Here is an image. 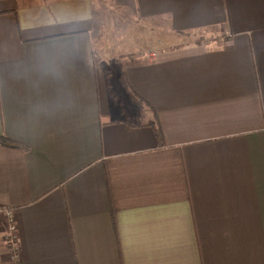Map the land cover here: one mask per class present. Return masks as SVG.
<instances>
[{"label": "crops", "instance_id": "obj_1", "mask_svg": "<svg viewBox=\"0 0 264 264\" xmlns=\"http://www.w3.org/2000/svg\"><path fill=\"white\" fill-rule=\"evenodd\" d=\"M98 1H0V264H264V0Z\"/></svg>", "mask_w": 264, "mask_h": 264}, {"label": "rangeland", "instance_id": "obj_2", "mask_svg": "<svg viewBox=\"0 0 264 264\" xmlns=\"http://www.w3.org/2000/svg\"><path fill=\"white\" fill-rule=\"evenodd\" d=\"M97 4L101 11L97 22V35L103 48L101 57L135 58L157 48L155 44L163 34L155 26L143 24L135 16L130 17L127 11L115 6L111 0H100Z\"/></svg>", "mask_w": 264, "mask_h": 264}, {"label": "built area", "instance_id": "obj_3", "mask_svg": "<svg viewBox=\"0 0 264 264\" xmlns=\"http://www.w3.org/2000/svg\"><path fill=\"white\" fill-rule=\"evenodd\" d=\"M0 213H5L7 215V218L9 220L10 224H11L10 232L13 233L15 231V228L13 226V222H14L13 213L10 210H8V209H2V208L0 209ZM15 239H16V237L11 234L10 235V240H11L10 242L14 243Z\"/></svg>", "mask_w": 264, "mask_h": 264}, {"label": "trees", "instance_id": "obj_4", "mask_svg": "<svg viewBox=\"0 0 264 264\" xmlns=\"http://www.w3.org/2000/svg\"><path fill=\"white\" fill-rule=\"evenodd\" d=\"M152 126H153L154 130L156 131V134H157L158 138H161L162 137L161 132L158 129V127L156 126V124L155 123H152Z\"/></svg>", "mask_w": 264, "mask_h": 264}]
</instances>
